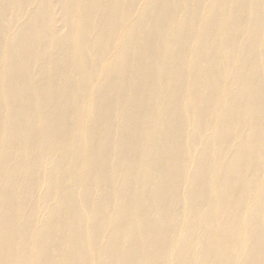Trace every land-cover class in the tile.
<instances>
[{
  "label": "bare ground",
  "instance_id": "6f19581e",
  "mask_svg": "<svg viewBox=\"0 0 264 264\" xmlns=\"http://www.w3.org/2000/svg\"><path fill=\"white\" fill-rule=\"evenodd\" d=\"M0 264H264V0H0Z\"/></svg>",
  "mask_w": 264,
  "mask_h": 264
}]
</instances>
